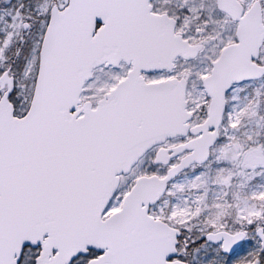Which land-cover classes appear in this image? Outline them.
Instances as JSON below:
<instances>
[{
  "label": "snow or ice",
  "instance_id": "1",
  "mask_svg": "<svg viewBox=\"0 0 264 264\" xmlns=\"http://www.w3.org/2000/svg\"><path fill=\"white\" fill-rule=\"evenodd\" d=\"M0 264H264V0H0Z\"/></svg>",
  "mask_w": 264,
  "mask_h": 264
}]
</instances>
